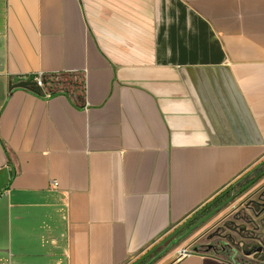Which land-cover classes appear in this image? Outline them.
I'll return each instance as SVG.
<instances>
[{"label": "crops", "instance_id": "1", "mask_svg": "<svg viewBox=\"0 0 264 264\" xmlns=\"http://www.w3.org/2000/svg\"><path fill=\"white\" fill-rule=\"evenodd\" d=\"M261 162L264 0H0V264H264Z\"/></svg>", "mask_w": 264, "mask_h": 264}, {"label": "flooded vegetation", "instance_id": "2", "mask_svg": "<svg viewBox=\"0 0 264 264\" xmlns=\"http://www.w3.org/2000/svg\"><path fill=\"white\" fill-rule=\"evenodd\" d=\"M264 164V162H261V163H259L255 168H254V170H256L258 167H260L261 165H263ZM264 171V170H263ZM262 196V197H264V188L263 189H260V191L257 193V199H258V197L259 196ZM256 199V200H257ZM251 205V206H250ZM246 207L249 209L250 207H252V200H250L249 202H247L246 203ZM255 207H257V206H255L254 205V208ZM247 211V209H244L243 211H240V212H237L236 214H234L230 219H228L226 222H225V224L223 225V226H220V229L223 231V230H225V231H227L228 229L226 228V225H227V223L229 224V220H231V219H233L234 217H236V216H243V217H245L246 219H248V217H247V215L249 214V213H247L246 212ZM253 213L251 212V216H253L252 215ZM260 218L261 217H258V218H256V217H253V219L255 220L254 222L253 221H251V219L249 218L248 220L249 221H251V222H248V223H246V225L244 226V230L242 231V233L241 234H243L244 232H248L249 233V236L246 238V237H242L241 238V240L245 243V247L242 249L241 248V250H240V254H241V256L243 257V259H253V260H260L261 258H263L264 257V229H262V231H263V235H261L260 234V236H262V238H261V241H259V240H254V239H252V237L253 238H255V237H257V235L255 234V232H258L257 231V226H258V224L260 223L259 222V220H260ZM264 223V222H263ZM247 225L248 226H250V228H247ZM259 227V226H258ZM246 230H248V231H246ZM219 230H215L214 232H211L210 234H209V237L210 238H212V237H214L215 235H217V234H219V233H221V232H218ZM240 230H238L237 231V233H233L234 235H237L238 237H240ZM259 235V234H258ZM233 242L235 241H238V240H236L235 239V237H233V238H231L230 237V235H227ZM241 241V242H242ZM254 243H257V244H260L261 245V248L260 249H258V248H256L255 249V251L253 252V253H250V254H246V251H248V250H251L252 249V244H254ZM227 255H228V257H231V254L229 253V252H227ZM238 256V255H237ZM240 257V256H239Z\"/></svg>", "mask_w": 264, "mask_h": 264}, {"label": "water", "instance_id": "3", "mask_svg": "<svg viewBox=\"0 0 264 264\" xmlns=\"http://www.w3.org/2000/svg\"><path fill=\"white\" fill-rule=\"evenodd\" d=\"M33 86H35L34 82L25 81V82H18L16 84H12L11 87L12 88L22 87V88H26L28 90L35 91ZM254 205L257 206V207L254 208ZM249 209L253 213L252 214L253 216L248 214L247 215L248 219L250 218L251 221L254 222L255 220L253 219V217H256V218L261 217L260 220H259L260 223L258 224L259 227L257 226V228H256V229H258V233L260 234L261 232H259V229H264V223H263L264 222V197H262L260 195L257 200H252V207H250ZM248 219H246L243 216H239V217L236 216L233 219L229 220V224L227 223L226 228L228 230H230L234 234L237 233L238 230H240L239 233L241 234L242 231L244 230V226L246 225V223L251 222ZM237 221H242V222H241V224H238V223H236ZM246 231H248V230H246ZM252 239L261 241V238L259 236L255 237V238L252 237ZM256 248L260 249L261 245L257 244V243L252 244V249L246 251V254L253 253Z\"/></svg>", "mask_w": 264, "mask_h": 264}, {"label": "rangeland", "instance_id": "4", "mask_svg": "<svg viewBox=\"0 0 264 264\" xmlns=\"http://www.w3.org/2000/svg\"><path fill=\"white\" fill-rule=\"evenodd\" d=\"M263 170H264V164L258 167L256 170H254L250 175L248 176L246 175L244 179L242 177L239 183H237L236 186L234 187L235 193L242 192L241 194H239V196L240 195L242 196L254 190L253 197L256 198L257 193L260 191V189L264 188V171ZM259 232H261L260 234L263 235L262 229H259ZM255 234L259 236L260 238H262V236H260L258 232H255Z\"/></svg>", "mask_w": 264, "mask_h": 264}, {"label": "built area", "instance_id": "5", "mask_svg": "<svg viewBox=\"0 0 264 264\" xmlns=\"http://www.w3.org/2000/svg\"><path fill=\"white\" fill-rule=\"evenodd\" d=\"M33 80H34L35 85L38 88H41L42 89V88L45 87L44 73H42V72L35 73L34 76H33ZM239 246L243 249L245 247V243L243 241L242 242H239ZM188 253H189L188 248H183L181 251H179L177 253V255L176 254L174 255V258L176 260H180L184 256H186Z\"/></svg>", "mask_w": 264, "mask_h": 264}, {"label": "trees", "instance_id": "6", "mask_svg": "<svg viewBox=\"0 0 264 264\" xmlns=\"http://www.w3.org/2000/svg\"><path fill=\"white\" fill-rule=\"evenodd\" d=\"M44 81H45V87H47L48 85H50V83H55V82H58L60 87H63L64 86L63 81L59 80L55 75L44 74ZM68 89L69 88H66L64 90L67 91ZM50 91H51V89H50Z\"/></svg>", "mask_w": 264, "mask_h": 264}, {"label": "bare ground", "instance_id": "7", "mask_svg": "<svg viewBox=\"0 0 264 264\" xmlns=\"http://www.w3.org/2000/svg\"><path fill=\"white\" fill-rule=\"evenodd\" d=\"M181 250H182V249H181ZM181 250H180V251H181Z\"/></svg>", "mask_w": 264, "mask_h": 264}]
</instances>
